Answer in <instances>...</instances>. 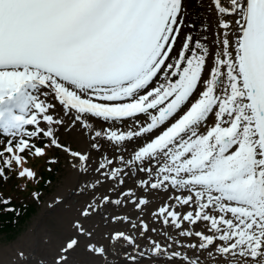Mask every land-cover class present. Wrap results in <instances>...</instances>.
Instances as JSON below:
<instances>
[{
	"label": "snow or ice",
	"instance_id": "1",
	"mask_svg": "<svg viewBox=\"0 0 264 264\" xmlns=\"http://www.w3.org/2000/svg\"><path fill=\"white\" fill-rule=\"evenodd\" d=\"M209 9L216 14L214 38L188 32L180 42L184 0H0V135L11 138L0 156L9 154V168L23 162L17 152L44 155L31 139L46 137L87 172L89 153L57 136L77 123L97 151L98 138L121 151L125 142L150 135L129 159L103 156L95 169L100 178L85 185H124L142 172L146 178L136 184L144 194L113 186L115 199L94 197L81 211L87 218L104 205L131 203L138 222L111 219L130 223L139 237L114 231L107 244L93 242V231L77 220L50 264H68L82 237L98 264H112L116 244L132 264H264V0H210ZM73 112L66 124L63 117ZM141 114L149 122L139 124ZM89 117L131 118L139 127L97 130ZM18 175L35 177L28 168ZM0 178H7L3 167ZM160 191L171 202L149 213L158 225L150 226L149 194Z\"/></svg>",
	"mask_w": 264,
	"mask_h": 264
},
{
	"label": "bare ground",
	"instance_id": "2",
	"mask_svg": "<svg viewBox=\"0 0 264 264\" xmlns=\"http://www.w3.org/2000/svg\"><path fill=\"white\" fill-rule=\"evenodd\" d=\"M205 0H184L185 4V21L186 25L183 29L182 36L180 38V42L183 40V35L187 34L186 29H190L191 33L194 37L200 36V35H207L209 39H213V32L215 30L216 25V14L214 9L210 10L207 7H203L202 3ZM210 2V0H207ZM207 24L209 26L208 31L206 33H199L198 30L202 29V25ZM187 25H194L193 28L187 27ZM61 108V106L59 105ZM72 116L75 115V112L71 114ZM139 124L143 122H149L147 114H141L138 117ZM135 123H137L134 120ZM89 123L92 124L94 129L97 130H105L103 127H107L109 124H113L110 121H104L101 118L97 117H89ZM78 124V123H77ZM79 125V124H78ZM80 126V125H79ZM74 128L78 130H82V132H74V134L77 136V139L79 140L81 144V149H87L89 145V141L86 138V134L84 135L83 132H85L80 127L75 126ZM145 138H135L133 141L125 142L126 150L127 151H134L137 147H141L146 143ZM91 142V141H90ZM98 142L102 144H106L105 147L102 146L100 151L92 150L90 153V156L97 157L101 154H111L112 152L115 153L113 157H119L118 153H116V147L112 142H109L105 139L98 138ZM109 143L110 147H107V144ZM97 176L90 174L89 172H86L85 174H78V172L70 168V173L66 178H64V185H62L57 190V195L53 197V199L60 200L63 199L61 203L56 204L57 206L51 210V206L48 205L51 202H48L46 206L44 207L45 211L41 214L37 220L35 227L32 232H29L28 234L24 235L13 247H6L4 249L0 248V264H38L37 259H44L47 257H55V253H58L59 247L61 244H63L64 239L63 236H70L73 234V228H72V220L77 218V220H80L82 223L85 224V226L89 227L93 231V242H96L97 240L101 241L102 243H108V241L103 238V232L107 230H111L114 227H118V231H122L124 226H126V223L123 222H115L114 224L108 223L106 226L103 225L101 222H107L108 219H106L104 216H99L96 214L91 215L87 218L82 217L81 214H78V206L80 208L82 206H86L89 203L93 202V198H96V202L99 203V196L103 195L102 193L104 190V187L110 186V182H106L105 184H100L97 186L96 189H90L85 188L81 182L85 179H96ZM132 188V184L127 182L124 184V187H122V191ZM81 189H84L81 191ZM153 193V192H152ZM157 195L160 197L159 202H163L165 199L163 197V192H158ZM56 203V200L53 201V204ZM63 206H66L68 210L63 209ZM108 206V205H106ZM132 214L134 213L131 211L130 207L127 208ZM120 211H123L120 210ZM53 217L55 219V226L54 229L50 230V226L48 224V217ZM99 218V219H98ZM101 220V221H99ZM94 222H100L99 228H95L93 225ZM117 223V224H116ZM200 230V229H199ZM117 231V230H114ZM113 231V232H114ZM112 232V233H113ZM45 233L46 235L43 236L42 234ZM44 238L49 237L48 242H46L44 239L42 241L37 240L35 238L37 237ZM182 240H185V238H180ZM81 243H87V240H85L83 237L81 238ZM123 243V242H120ZM42 247H45L47 251L43 254H40L42 251ZM84 244H81L79 248H77L74 252L70 253V258L68 262L71 264H98V259L96 256L91 254L89 251L84 248ZM117 247H119V244H116L114 246V251H116ZM87 252H85V251ZM129 252H131L132 248L131 246L127 249ZM19 251H23L26 253L25 257L28 256L27 260L21 261L19 259L18 253ZM89 252V253H88ZM16 254V255H15ZM35 255V256H34ZM17 257V262L13 261V257ZM24 257V258H25ZM112 258H115L116 264H132L130 262H127L124 257L119 256H113Z\"/></svg>",
	"mask_w": 264,
	"mask_h": 264
},
{
	"label": "rangeland",
	"instance_id": "3",
	"mask_svg": "<svg viewBox=\"0 0 264 264\" xmlns=\"http://www.w3.org/2000/svg\"><path fill=\"white\" fill-rule=\"evenodd\" d=\"M209 4L210 3H208L206 0L202 3L203 7H207L208 9H209ZM56 112L58 114H60L61 116H63V112L59 107L56 108ZM63 118H64L66 124L68 122H70L72 119L71 116H65ZM76 126L79 127L78 124H76ZM41 127H46V125L42 122ZM74 132H82V130H78L74 127L70 128L68 130H65V127H60L58 132H57V136L59 137L61 144L67 143L68 145H70L73 148L80 149L81 144H80L79 140L77 139V136L74 134ZM54 150H55L54 154L56 156V164H55L56 168H55V170L57 171L59 168H61V169H59V172L56 175V181L53 182L51 185H49L48 190H51L52 192H56L62 186L64 177L65 176L67 177L69 174V171H70V169L67 166V163L65 162L64 155L59 152V155H60V157H59L58 151L56 149H54ZM51 154H53V153L51 152ZM40 165H41V168H46L47 160L46 159L41 160ZM23 182H26V180H23ZM52 192L48 193L45 198H47ZM32 199H33L32 195L27 197V200L34 201ZM37 208H38L37 213L30 219V221L26 225H23L20 229H18V231L15 233V235H13L11 238L4 237V236L0 235V248L4 249L6 247H12V249H13V247L15 246V244H17V242L20 240V238H22L24 235H26L30 232V228H33L35 225L33 222L34 218L41 215V213L43 211L42 207L38 206ZM48 224L51 227L50 230L54 229L55 219L52 216L48 217ZM42 235L45 236L46 234L43 233ZM35 239L40 240V241H42L44 239L46 242H48L49 237H44L42 239L38 236ZM84 248H85V246L83 247V249ZM46 251H47V249L45 247H42V251L40 252V254H43ZM85 252H87V251H85ZM14 258H17V257L15 256Z\"/></svg>",
	"mask_w": 264,
	"mask_h": 264
},
{
	"label": "trees",
	"instance_id": "4",
	"mask_svg": "<svg viewBox=\"0 0 264 264\" xmlns=\"http://www.w3.org/2000/svg\"><path fill=\"white\" fill-rule=\"evenodd\" d=\"M41 143H45V140L41 141ZM42 176H46V174L43 172ZM7 177V176H6ZM13 178V176L11 177ZM32 212V208L28 210L26 213V216H29L30 213ZM16 216V211L14 212H7V213H2L0 214V232H12L14 231V228L16 226L17 221H13V218ZM20 222H24V218H20Z\"/></svg>",
	"mask_w": 264,
	"mask_h": 264
}]
</instances>
